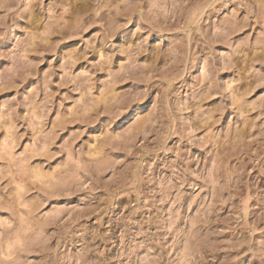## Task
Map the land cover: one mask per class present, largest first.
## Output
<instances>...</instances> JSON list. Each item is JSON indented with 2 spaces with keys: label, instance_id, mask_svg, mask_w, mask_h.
Wrapping results in <instances>:
<instances>
[{
  "label": "rangeland",
  "instance_id": "rangeland-1",
  "mask_svg": "<svg viewBox=\"0 0 264 264\" xmlns=\"http://www.w3.org/2000/svg\"><path fill=\"white\" fill-rule=\"evenodd\" d=\"M0 264H264V0H0Z\"/></svg>",
  "mask_w": 264,
  "mask_h": 264
},
{
  "label": "bare ground",
  "instance_id": "bare-ground-1",
  "mask_svg": "<svg viewBox=\"0 0 264 264\" xmlns=\"http://www.w3.org/2000/svg\"><path fill=\"white\" fill-rule=\"evenodd\" d=\"M128 123V122H127Z\"/></svg>",
  "mask_w": 264,
  "mask_h": 264
}]
</instances>
